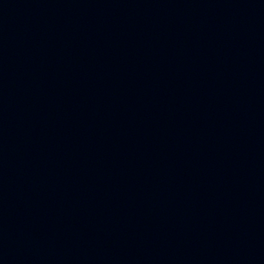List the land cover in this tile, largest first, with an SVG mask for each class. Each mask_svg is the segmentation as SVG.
<instances>
[{"label":"water","instance_id":"water-1","mask_svg":"<svg viewBox=\"0 0 264 264\" xmlns=\"http://www.w3.org/2000/svg\"><path fill=\"white\" fill-rule=\"evenodd\" d=\"M0 264H264V0H0Z\"/></svg>","mask_w":264,"mask_h":264}]
</instances>
